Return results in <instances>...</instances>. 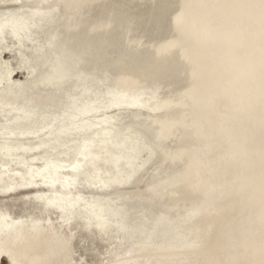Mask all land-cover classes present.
<instances>
[{
  "label": "water",
  "instance_id": "obj_1",
  "mask_svg": "<svg viewBox=\"0 0 264 264\" xmlns=\"http://www.w3.org/2000/svg\"><path fill=\"white\" fill-rule=\"evenodd\" d=\"M0 264H264V0H0Z\"/></svg>",
  "mask_w": 264,
  "mask_h": 264
}]
</instances>
